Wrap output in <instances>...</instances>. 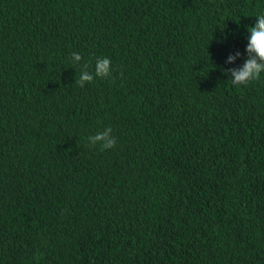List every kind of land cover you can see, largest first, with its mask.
I'll return each instance as SVG.
<instances>
[{
  "label": "trees",
  "instance_id": "trees-1",
  "mask_svg": "<svg viewBox=\"0 0 264 264\" xmlns=\"http://www.w3.org/2000/svg\"><path fill=\"white\" fill-rule=\"evenodd\" d=\"M260 14L0 0V264H264V73L223 71ZM109 126L114 148L89 144Z\"/></svg>",
  "mask_w": 264,
  "mask_h": 264
},
{
  "label": "clouds",
  "instance_id": "clouds-1",
  "mask_svg": "<svg viewBox=\"0 0 264 264\" xmlns=\"http://www.w3.org/2000/svg\"><path fill=\"white\" fill-rule=\"evenodd\" d=\"M254 26L248 29L250 35L247 40L246 52L248 58L243 66L238 69L223 70L225 73H230L231 82L233 85H247L249 82L260 78L264 73V14L256 17ZM237 55H240L237 53ZM73 65L79 64L82 56L79 53L73 52L71 56ZM229 62L235 57L230 56ZM88 65L85 63L80 72L79 79L76 83L83 87L86 82H92L95 78H107L111 75V60L107 57L98 58L95 62L94 72H89ZM89 144L95 146L100 145L101 151L114 148L116 139L112 136V128L109 126L103 131L89 136Z\"/></svg>",
  "mask_w": 264,
  "mask_h": 264
}]
</instances>
